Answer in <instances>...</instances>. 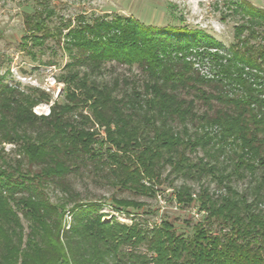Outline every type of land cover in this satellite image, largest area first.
<instances>
[{
	"label": "trees",
	"instance_id": "1",
	"mask_svg": "<svg viewBox=\"0 0 264 264\" xmlns=\"http://www.w3.org/2000/svg\"><path fill=\"white\" fill-rule=\"evenodd\" d=\"M231 3L248 13L250 25L239 24L236 42L222 52L214 37L187 25H145L117 15L60 28L47 24V7L24 13L23 40L30 32L34 44L50 35L59 45L62 37L67 69H92L67 75L68 103H54L48 115L26 111V101H16L8 88L0 91V138L16 142L27 163L8 162L0 151V264H264V44L254 52L241 37L246 27L264 26V10ZM205 59L211 76L194 67ZM107 61L138 66L147 77L143 88L118 97V86L92 76ZM235 86L241 91H230ZM92 121L105 127L104 138L90 129ZM198 147L204 157L224 155L226 162L192 160L187 151ZM91 161L107 167L120 190L155 194L162 169L170 166L184 178L210 176L224 192L203 182L197 193L188 184L173 188L178 205L196 204L201 212L187 234L167 219L152 227L102 220L98 205L79 199L67 210L66 229L63 202L51 203L43 189L53 183L66 191V175ZM234 176L248 179L245 189L232 186ZM111 199L139 206L134 199ZM11 202L29 221L26 233Z\"/></svg>",
	"mask_w": 264,
	"mask_h": 264
},
{
	"label": "rangeland",
	"instance_id": "2",
	"mask_svg": "<svg viewBox=\"0 0 264 264\" xmlns=\"http://www.w3.org/2000/svg\"><path fill=\"white\" fill-rule=\"evenodd\" d=\"M231 2L249 3L264 10V0H0V91L8 88L18 97L16 101L21 98L25 100V108L28 112L37 116L48 115L54 103H68L65 98L68 82H64L67 75L75 72L82 74L92 69V65L88 64H77L74 68L67 69L66 64L70 62V56L69 52L61 47L64 40L62 37L59 45L56 44L54 36L50 35L41 36L42 44H34L30 40V32L23 40L25 12L49 8L52 14L49 17L46 15L45 19L51 27L60 26L62 23H70L74 26L80 19L89 20L94 17L110 19L117 15L131 17L145 25H187L190 28L202 29L214 37L223 46L219 50L222 52V50L227 51L230 45L236 42L235 33L239 24L250 25L247 22L248 13L243 9H237ZM249 27L243 30L241 37L256 52L264 44V26L258 23L251 25L252 29ZM62 31L64 36L66 29ZM36 35H40V32H36ZM194 67L202 76H211L213 72L208 59L203 62L196 61ZM92 76L109 85L118 86L115 90L118 97L124 91L131 93L132 88L141 90L147 79L146 74L138 66H128L115 61L101 64L99 70H94ZM230 91L239 92L241 89L235 86V89ZM9 95L12 97L13 94ZM35 95H40L39 100L35 99ZM197 106L199 112L205 109L203 106ZM81 110L89 115L85 108ZM69 115L76 118L73 114ZM90 126L91 130L97 131L99 138L105 137L104 126L95 121H92ZM188 127L191 128L190 123ZM109 145L105 141L100 151L105 154ZM96 147L100 148V145ZM0 151L4 153L8 162L14 163L18 159L24 167L27 166L26 159L20 154L16 142L0 138ZM204 153L199 147L194 152L187 151L194 161L204 157ZM223 156H219L218 160L209 155H205L204 158L212 162L218 161L217 165L222 167L226 162V156ZM229 169L228 166L227 170ZM106 171L107 167H100L91 161L80 165L78 171L66 175L64 178L68 184L66 191L61 188L62 186L53 183L44 187V193L51 203L63 202L66 209L63 214V224L66 229L72 215V212L67 210L73 201L79 199L98 205L102 220L116 219L126 224L134 221L152 227L159 224L162 219H167L178 232L187 234L191 232L194 221L200 219L201 212H198L196 204L178 205L173 197V188L188 184L197 193L200 182H203L211 191L224 192V189L217 187V182L210 176L197 181L170 172V166H165L160 177L161 184L155 186V189L157 188L155 194L145 195L130 190H120L111 184L109 180L111 175L108 176ZM231 184L242 191L248 185V179L234 176ZM112 197L134 199L139 206H118L112 202ZM11 206L20 217L23 231L26 233L29 221L22 216L17 205L11 202ZM139 250L145 251L144 246Z\"/></svg>",
	"mask_w": 264,
	"mask_h": 264
}]
</instances>
